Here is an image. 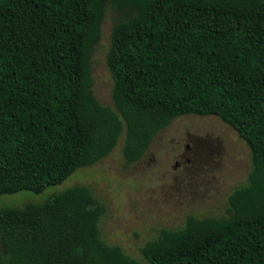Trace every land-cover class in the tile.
<instances>
[{
	"label": "trees",
	"instance_id": "obj_1",
	"mask_svg": "<svg viewBox=\"0 0 264 264\" xmlns=\"http://www.w3.org/2000/svg\"><path fill=\"white\" fill-rule=\"evenodd\" d=\"M118 12L95 98L92 54ZM185 115L216 116L251 153L227 216H188L145 243L144 262L100 237L87 186L0 209V264H264V0H0V196L41 193L107 157L126 162Z\"/></svg>",
	"mask_w": 264,
	"mask_h": 264
},
{
	"label": "rangeland",
	"instance_id": "obj_2",
	"mask_svg": "<svg viewBox=\"0 0 264 264\" xmlns=\"http://www.w3.org/2000/svg\"><path fill=\"white\" fill-rule=\"evenodd\" d=\"M120 14L105 10L101 36L91 59L92 91L113 108V78L107 67L112 27ZM122 134L105 158L77 169L65 182L34 193L0 196V209L42 204L53 193L87 186L105 206L99 221L101 239L144 262L140 249L161 229L181 228L188 216H227L230 194L247 182L251 153L245 141L216 116L185 115L158 132L144 156L128 163Z\"/></svg>",
	"mask_w": 264,
	"mask_h": 264
}]
</instances>
